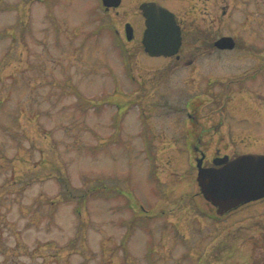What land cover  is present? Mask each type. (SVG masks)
<instances>
[{"label":"rangeland","instance_id":"374dc122","mask_svg":"<svg viewBox=\"0 0 264 264\" xmlns=\"http://www.w3.org/2000/svg\"><path fill=\"white\" fill-rule=\"evenodd\" d=\"M156 3L181 65L130 79L138 1L0 0V264H264V200L214 217L184 141L188 110L205 155L264 154V0Z\"/></svg>","mask_w":264,"mask_h":264},{"label":"water","instance_id":"95a60500","mask_svg":"<svg viewBox=\"0 0 264 264\" xmlns=\"http://www.w3.org/2000/svg\"><path fill=\"white\" fill-rule=\"evenodd\" d=\"M106 10L117 8L120 0H102ZM145 30L141 43L151 57L177 55L181 46V31L175 16L155 2L139 5ZM127 40L133 29L125 26ZM213 46L219 50H232L235 41L231 37L217 39ZM203 156L196 160L200 193L215 208L217 216H223L238 207L264 198V154L248 153L233 159L227 156L213 160V166L202 167Z\"/></svg>","mask_w":264,"mask_h":264},{"label":"flooded vegetation","instance_id":"af4514ba","mask_svg":"<svg viewBox=\"0 0 264 264\" xmlns=\"http://www.w3.org/2000/svg\"><path fill=\"white\" fill-rule=\"evenodd\" d=\"M121 1H123V0H121ZM131 1H134V2L138 1L139 3H142V2H156V0H141V1H139V0H131ZM116 33L119 34L118 31ZM120 35H121V37H120ZM120 35H119V38H120L121 43L125 46V50L126 49L127 50L128 49L129 50H136L134 52L137 53L136 55H130V56L127 54L130 57L129 59H127V61L129 62V66L127 64V61H123L124 62V65H123L124 66V70H123L124 76L132 77L130 70H134L133 64H132V62L134 63L133 57H135V59H136L135 64L138 63L137 68H138V72H140V74H142V71H146V72L154 71L153 69H150V68L147 69V68H145V67H143L141 65V62H142L141 59H143V58H141L142 55L143 54L145 56H148V55L144 52L143 47L141 45V42H140V48L136 47V43H134V41L137 40L135 29H134L133 40L131 42H124V40H125L124 39L125 38L124 29L121 30V34ZM140 41H141V39H140ZM132 43H134L133 46L135 48L131 47ZM137 43H138V41H137ZM182 43H183V41H182ZM180 53H182V46L179 49L178 56L168 57V58H165V59L168 60V61H173V64H175L174 67H179L181 65ZM190 64H191V61L184 62V66L185 67L186 66H190ZM121 67H122V61H121ZM186 111H187V113H186L187 118L191 119V128L188 129V134H185L184 141L186 142L188 148L190 149L191 154L194 155V161H196V159L200 158L203 155L204 156V160H203L202 166L204 168L211 167L213 165L212 161L214 159H216L217 157H223L225 155L224 154L220 155L218 150L215 151L214 154L211 155V156L205 155L202 152L201 147H202L203 140H204V138L202 139V136L204 134V131L202 130V125L198 122V119L196 118V116L193 117L191 115V111H188V110H186ZM208 143H209V141H208ZM233 157H235V156H229L230 159L233 158ZM195 169H196V164H195ZM196 175H197V169H196ZM194 180L196 181V176H195ZM197 195H198V193H197Z\"/></svg>","mask_w":264,"mask_h":264},{"label":"trees","instance_id":"16d2710c","mask_svg":"<svg viewBox=\"0 0 264 264\" xmlns=\"http://www.w3.org/2000/svg\"><path fill=\"white\" fill-rule=\"evenodd\" d=\"M218 219V218H217Z\"/></svg>","mask_w":264,"mask_h":264}]
</instances>
